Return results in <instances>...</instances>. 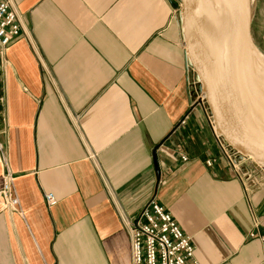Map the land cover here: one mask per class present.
Here are the masks:
<instances>
[{
  "label": "crops",
  "instance_id": "1",
  "mask_svg": "<svg viewBox=\"0 0 264 264\" xmlns=\"http://www.w3.org/2000/svg\"><path fill=\"white\" fill-rule=\"evenodd\" d=\"M7 1L0 188L9 173L19 213L0 214V264H131L125 224L149 201L200 264H264V168L222 157L178 0Z\"/></svg>",
  "mask_w": 264,
  "mask_h": 264
},
{
  "label": "water",
  "instance_id": "2",
  "mask_svg": "<svg viewBox=\"0 0 264 264\" xmlns=\"http://www.w3.org/2000/svg\"><path fill=\"white\" fill-rule=\"evenodd\" d=\"M177 12L216 134L264 168V56L252 38L254 0H178Z\"/></svg>",
  "mask_w": 264,
  "mask_h": 264
},
{
  "label": "built area",
  "instance_id": "3",
  "mask_svg": "<svg viewBox=\"0 0 264 264\" xmlns=\"http://www.w3.org/2000/svg\"><path fill=\"white\" fill-rule=\"evenodd\" d=\"M21 33V24L14 9L7 0L0 1V47H6L12 39ZM188 72L195 74L192 67H187ZM198 83L191 82V90L197 92ZM200 101L205 102V97L198 92ZM216 139L222 157L228 167L236 174L244 163L253 164L258 170L262 167L254 164L251 158L240 156L225 140L216 134ZM3 145L0 141V153ZM185 161V158H182ZM214 159L206 161L210 167ZM13 178L6 173L0 188V214L4 212L19 213V201L14 193ZM48 206L55 203L53 194L44 195ZM131 247V264H200L195 258V249L187 237L173 220L171 215L159 204L149 201L133 222L125 224ZM253 237V234H250ZM264 243V237H260Z\"/></svg>",
  "mask_w": 264,
  "mask_h": 264
},
{
  "label": "rangeland",
  "instance_id": "4",
  "mask_svg": "<svg viewBox=\"0 0 264 264\" xmlns=\"http://www.w3.org/2000/svg\"><path fill=\"white\" fill-rule=\"evenodd\" d=\"M251 32L255 45L264 56V0H254Z\"/></svg>",
  "mask_w": 264,
  "mask_h": 264
}]
</instances>
